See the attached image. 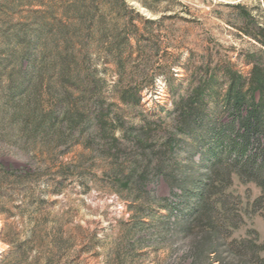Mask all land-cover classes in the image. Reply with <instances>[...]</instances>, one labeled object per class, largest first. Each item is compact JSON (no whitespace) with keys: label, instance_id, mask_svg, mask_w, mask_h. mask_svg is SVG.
Returning <instances> with one entry per match:
<instances>
[{"label":"rangeland","instance_id":"obj_1","mask_svg":"<svg viewBox=\"0 0 264 264\" xmlns=\"http://www.w3.org/2000/svg\"><path fill=\"white\" fill-rule=\"evenodd\" d=\"M90 1L99 0H0V264L254 262L222 249L219 263L193 252L199 235L177 234L174 223L187 215L188 197L178 198L163 180L150 176L138 194L121 187L141 151L124 141L107 151V134L79 118L92 94L63 68L71 61L66 49L87 48L89 65L107 80L101 96L120 118L116 125L165 122L170 131L174 101L193 72L208 65L219 75L228 66L249 76L260 46L233 23L242 9L263 22L264 0H120L117 21L119 2L103 0L111 6L96 9L102 25L86 31L82 7ZM116 41L128 42L123 72L141 86L133 106L112 90L118 70L109 48ZM174 156L185 164L184 150ZM225 194L239 218L224 242L247 241L246 254L264 258V205L254 204L260 189L233 175Z\"/></svg>","mask_w":264,"mask_h":264},{"label":"trees","instance_id":"obj_2","mask_svg":"<svg viewBox=\"0 0 264 264\" xmlns=\"http://www.w3.org/2000/svg\"><path fill=\"white\" fill-rule=\"evenodd\" d=\"M116 1L120 9L115 12V21L124 17L125 10L124 2ZM98 5L111 6L99 0L82 7L85 9L82 14L88 15L82 22L86 31L94 22L97 28L102 25L97 18ZM234 7L241 8L239 5ZM234 19L233 25L240 33L260 46V56L254 58L253 63L249 60V64H254L249 76H242L228 66H224L219 75L208 65L193 72L184 94L174 101L170 131L163 128L165 122H146L135 130L117 126L120 118L101 96L107 80L99 77L98 70L89 65L87 48L66 49V58L71 61L63 70L80 82L78 88L82 93L92 94V107L82 110L79 118L81 122H94L99 132L107 134V151L112 152L119 141L141 151L134 166L119 182L122 188L138 194L146 189L150 176L163 180L171 189H178L180 194L174 192L178 198L181 194L188 197L187 215L174 223L177 234L199 235L200 240L191 241L193 252L205 257L213 254L219 263L222 260L218 250L222 249L237 261L246 262L252 256L254 262L249 264H264V258L259 255L246 254L247 241L239 244L224 242L225 231L229 226H235V220L239 218L234 203L225 194L233 175L242 182L255 183L260 195L254 204L264 205V21H258L245 9ZM112 45L109 50L114 53L118 70L112 90L125 105H136L140 100L139 80L134 75L127 78L123 72L126 61L122 58V50L129 44L116 41ZM170 89L174 94L176 88ZM85 111L88 113L86 119ZM116 131H120V136H115ZM156 144L159 146L154 148ZM179 149L186 154L183 166L174 156ZM161 207L172 215L169 204ZM258 247L263 249L264 245Z\"/></svg>","mask_w":264,"mask_h":264}]
</instances>
